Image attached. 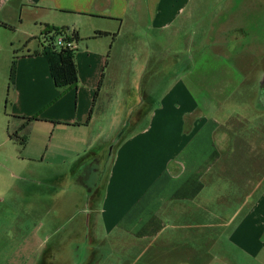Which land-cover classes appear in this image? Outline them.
Masks as SVG:
<instances>
[{"label": "crops", "instance_id": "1", "mask_svg": "<svg viewBox=\"0 0 264 264\" xmlns=\"http://www.w3.org/2000/svg\"><path fill=\"white\" fill-rule=\"evenodd\" d=\"M134 7V0H0L2 23L24 8L101 22L86 23L85 39L72 24L82 39L76 87L54 86L40 54L42 34L36 46L17 54L11 97L0 108V169L8 176L0 185V264H173L172 258L175 264H213L207 260H227L229 247L212 254L222 237L243 254L263 256L264 144L256 171L254 158L247 159L245 181L221 165L223 153L229 164L237 149H222L235 136L220 131L245 109L222 113L243 79L236 80L237 71L244 76L242 64L235 63L233 79L228 66L225 83L197 93L181 74L157 97L148 79H171L167 62L178 54L164 42L156 53L154 41L122 37L125 25L133 29L139 20ZM128 16L131 22L124 23ZM157 17L152 23L163 28L167 20ZM46 25L41 33L65 27ZM96 31L109 34L94 37ZM113 79L131 82L108 88ZM0 100L6 103L4 88ZM258 114L245 117L243 141L251 151L255 140L264 141L252 132ZM121 126L130 128L116 139L114 127ZM108 161L101 178V163Z\"/></svg>", "mask_w": 264, "mask_h": 264}, {"label": "rangeland", "instance_id": "2", "mask_svg": "<svg viewBox=\"0 0 264 264\" xmlns=\"http://www.w3.org/2000/svg\"><path fill=\"white\" fill-rule=\"evenodd\" d=\"M159 1L157 0L158 7L156 8L153 7L156 0H134V10L137 6L139 20H136L133 29H129V25L126 24V33L122 37L129 40L136 37L138 40L154 41L158 43V46L153 47L156 51L161 49L159 43L164 42L165 45L169 46L171 54H178L177 58L167 62V67L172 66L170 74L173 76L171 79H148L156 87L157 97L160 96V92L170 80L174 81L176 76L181 74L189 76L182 78V80H185L197 93L196 90L203 91L204 88L213 87L220 81L225 83L224 77L221 76L222 73H226L228 66H231L229 71L231 74L229 75L233 79V69H237L235 63L242 64L244 76L237 71L238 79L236 77L235 79H243L232 88L233 94L226 102L225 108L227 109L222 110V113H231L236 108L245 109L241 110L242 114H237V112L230 114L229 121L226 123L221 116L222 123L225 124L222 125L220 134L222 137L224 135L235 136V141L232 140L230 146L227 143L229 138H227L226 142L222 144V149L227 150L229 147L237 145L234 157L229 159V164L225 158V153H223L221 165L230 166L228 172L230 177L245 181L243 177L245 176L247 179L248 169L245 173L244 166H250L247 159L254 158L251 161V166L253 172L256 171L258 164L255 159L259 157L261 145L264 144L263 140L260 142L255 140L252 146L253 151H251L243 141L245 131L248 130L245 117H248L249 114L256 115L259 113L257 115L259 118L255 122L252 132L257 131L260 134L254 135V137L264 136V114L263 117L260 115L261 112L264 113V0H163L161 4ZM131 14L132 12H130V16ZM155 14L158 16L157 19L160 17L163 20L162 22L167 20L168 23L163 28L158 25V21L152 23ZM165 16L166 19H164ZM130 22L128 16L124 23ZM46 23L63 24L71 29L74 26L72 24H75L79 28L81 37L85 39L83 36L87 32L86 23L101 22L69 12L46 14V12L36 8H24L21 11V16H19V12H16L13 20L8 24L0 21V89L4 88L6 97V103L4 101L2 104L0 100V108L4 109V105L7 104V101L9 102L11 97V87L7 92V85L13 56L27 52L28 48L36 46L38 37L42 34L40 30L48 27ZM30 33L36 37L29 36ZM80 43L82 44V40ZM147 48L151 49V47ZM216 73L220 76H216ZM130 82L131 79H117V81L113 79L107 87H116L123 83L128 85ZM107 97L110 100V107H115V95L109 94ZM114 128L116 129L114 137L116 136L118 139L123 134H127L130 127ZM87 163L93 164V160H87ZM107 163L109 161L101 163V178ZM3 172L5 171L0 169V185H5L8 180L6 172ZM10 180L12 182L11 178ZM16 182L20 183V181ZM82 206L83 202L79 201L78 209H81ZM226 211H229V208ZM81 216V211H78L77 218L79 219ZM228 231L227 229L226 232ZM225 240L222 237L217 245L212 246L213 253L212 251L211 253L213 255H217L218 249H228L229 247L230 251L225 257L231 261V264H264V250L261 252L263 256L260 253L249 256L243 254L239 249L229 246ZM227 260L223 255H219L217 258L207 260V262L228 264ZM171 262L175 264L177 261L172 258Z\"/></svg>", "mask_w": 264, "mask_h": 264}, {"label": "trees", "instance_id": "3", "mask_svg": "<svg viewBox=\"0 0 264 264\" xmlns=\"http://www.w3.org/2000/svg\"><path fill=\"white\" fill-rule=\"evenodd\" d=\"M6 26L5 24H3ZM109 33L103 31H96L94 37L106 36ZM63 36L64 44L57 42L58 37ZM82 39L76 30L69 27H51L46 29L42 33V54L49 66L50 75L54 86L65 91L67 89L76 87L78 82V72L76 68L75 53L77 51V43ZM66 43H70L68 46ZM16 59L17 56H13L9 75H8V87L7 91L14 84L15 72H16ZM28 120L36 119V117H27Z\"/></svg>", "mask_w": 264, "mask_h": 264}, {"label": "built area", "instance_id": "4", "mask_svg": "<svg viewBox=\"0 0 264 264\" xmlns=\"http://www.w3.org/2000/svg\"><path fill=\"white\" fill-rule=\"evenodd\" d=\"M63 38V36L61 37H58V39H57V42L58 43H60V45L63 43L64 44V40L62 39ZM68 46H70L71 44L70 43H66Z\"/></svg>", "mask_w": 264, "mask_h": 264}]
</instances>
